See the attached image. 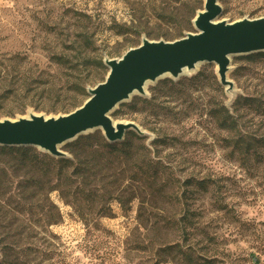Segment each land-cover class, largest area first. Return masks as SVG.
Returning a JSON list of instances; mask_svg holds the SVG:
<instances>
[{
	"label": "rangeland",
	"instance_id": "obj_1",
	"mask_svg": "<svg viewBox=\"0 0 264 264\" xmlns=\"http://www.w3.org/2000/svg\"><path fill=\"white\" fill-rule=\"evenodd\" d=\"M216 1L221 21L264 18V0ZM203 6V0H0V121L80 107L86 89L106 76L105 58H121L142 39L171 42L195 33ZM79 53L87 63L75 62ZM238 58H230L226 75L235 94L229 106L216 65L204 63L176 80H156L146 96L124 104L150 100L168 79L172 97L139 102L125 116V107L115 108L113 122L145 131L148 153L99 149L103 178L89 175L84 193L67 203L56 191L17 203L16 178L6 194L0 188V264H264V114L244 109L240 134L262 140L245 154L233 145L237 134L219 124L221 107L237 97L264 102V65ZM82 79L93 83L85 96ZM95 134L102 136L95 130L78 138ZM73 141L61 147L68 156ZM142 155L151 160L147 181L135 170Z\"/></svg>",
	"mask_w": 264,
	"mask_h": 264
},
{
	"label": "water",
	"instance_id": "obj_2",
	"mask_svg": "<svg viewBox=\"0 0 264 264\" xmlns=\"http://www.w3.org/2000/svg\"><path fill=\"white\" fill-rule=\"evenodd\" d=\"M203 5L193 21L195 33L171 42L142 39L121 58H105L102 63L108 72L103 81L86 89L88 99L73 111L1 120L0 147L37 148L49 157L66 159L69 156L61 147L90 131L100 130L109 144L121 142L127 131L147 136L131 122H113L110 114L132 96H146L142 92L146 82L176 80L183 70L192 71L204 63L215 64L220 86L232 89L233 83L226 78L230 58L264 52V18L225 22L218 19L222 9L216 0H203Z\"/></svg>",
	"mask_w": 264,
	"mask_h": 264
},
{
	"label": "trees",
	"instance_id": "obj_3",
	"mask_svg": "<svg viewBox=\"0 0 264 264\" xmlns=\"http://www.w3.org/2000/svg\"><path fill=\"white\" fill-rule=\"evenodd\" d=\"M79 57L75 60L76 63L85 64L87 58L82 57L79 53ZM239 61H247L250 63L257 64L258 61L264 65V52H258L257 54L245 55L239 57ZM99 68H102L101 60H97ZM65 63L59 62V64ZM71 63V62H69ZM203 76L202 73L196 75L192 80L198 79ZM213 79V77H212ZM103 81V80H102ZM101 81V82H102ZM93 84L86 80L80 82L78 88L80 89L81 95L85 96L86 85ZM175 83L171 80H164L161 86L151 94L150 100L145 99H133L130 104H123L120 107H125V113L122 116L135 112L137 103L141 102L146 105H150L155 98H169L175 94V91L171 90V87ZM165 86H169V89H165ZM250 109L255 115L259 113L264 114V102L254 97H237L234 102L230 105L229 109L221 107L223 112L222 120L219 124L228 131L229 133L237 134L236 140L233 145L239 149L243 154L256 150L257 145L262 140L250 139L248 136H242L240 134L241 121L244 109ZM76 106L73 104L69 108L65 109L68 113L70 110L73 111ZM118 112H115L116 115ZM136 113V112H135ZM113 114V115H114ZM251 141H250V140ZM92 141H94L92 143ZM143 138L138 137L133 132H127L121 143H107L104 142L102 136L95 134L94 136H84L77 138L66 146V151L69 157L64 158H53L47 154H43L35 148L31 147H0V188L4 189V194L7 193V189L12 186L13 181L11 179H20L16 184L18 191L17 203H26L33 201L35 198L45 196L56 191L60 194V197L64 199V202L73 197H77L79 194H83L84 180L88 176H93L94 179L97 176H101L98 171L96 164L99 163L100 155L97 154L99 149H108L109 152L121 149L122 152H126L129 148L140 149L143 153H148L147 149L143 145ZM154 144V143H153ZM151 143V145H153ZM143 156V155H142ZM89 160L91 162H89ZM91 164V165H90ZM93 164V165H92ZM151 160L146 156L139 161H136L135 170L136 175L139 178H143L144 181L152 179L153 176L150 174L149 166ZM11 172H10V171ZM77 185H76V184ZM75 185V189L73 186ZM67 203V202H65Z\"/></svg>",
	"mask_w": 264,
	"mask_h": 264
},
{
	"label": "bare ground",
	"instance_id": "obj_4",
	"mask_svg": "<svg viewBox=\"0 0 264 264\" xmlns=\"http://www.w3.org/2000/svg\"><path fill=\"white\" fill-rule=\"evenodd\" d=\"M198 66H199V65H198ZM198 66H196L195 69L192 70V71L183 70V72L181 73L180 76H183V75H190V74L194 73L195 71H197ZM226 75H227V73H226ZM151 84H152L151 82H146V83L143 85V87H142V92H143V94H146L147 89H148V87H149ZM225 92H226V94H227V96H228V102H229L231 99H233V97H234V95H235V94H234V91H233V88H232V89L225 88ZM135 94H136V93H135Z\"/></svg>",
	"mask_w": 264,
	"mask_h": 264
}]
</instances>
